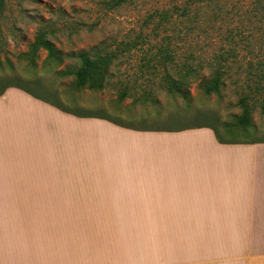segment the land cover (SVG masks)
I'll return each instance as SVG.
<instances>
[{
	"label": "rangeland",
	"instance_id": "rangeland-1",
	"mask_svg": "<svg viewBox=\"0 0 264 264\" xmlns=\"http://www.w3.org/2000/svg\"><path fill=\"white\" fill-rule=\"evenodd\" d=\"M104 1L6 0L0 13V91L10 84L25 85L75 111L87 110L143 129L179 128L205 122L221 130L220 123L234 122L235 116L242 113L240 99L249 98L255 90L251 72L258 64L264 68V8L257 0H220L222 10L193 7L195 11L199 8V12L190 15L193 21L182 22L185 19L176 16L170 23H161L159 13L172 11L186 0H137L116 10L106 9ZM39 29L52 31L49 39L68 54L62 64L45 65V50L39 51L35 66L29 61L26 53ZM101 45L115 52L103 90H76L71 85L73 77L56 73L79 65L76 58L69 56L71 53L94 54L93 49H100ZM164 52L172 53L174 60L167 63ZM187 57L198 68L199 78L190 81L185 88L188 93H170L163 79L165 75L176 77L183 72ZM219 61L225 64L224 85L219 93L206 94L201 79H210ZM249 102L253 108L252 125L244 133H235V138H225L264 140V93L255 94ZM77 118L81 122L74 126L84 128V165L107 167L109 125L103 123L106 120ZM57 122L63 123L64 129L73 126L69 119L61 118L51 127L59 128ZM221 133L225 136L223 130ZM54 141L48 149L54 156L60 157L70 149L61 146L56 137ZM50 163L53 164L45 161ZM123 196L111 192L107 175L82 178L72 184H4L0 185V224H79L117 230L127 242L118 243L116 253L106 260L110 264H140V248L147 234L137 232V226L207 224L211 219L125 215L128 208L137 213L148 211L119 198ZM62 210L79 215L34 216L61 215ZM180 239H243L249 244L262 238L260 234L197 233L180 234Z\"/></svg>",
	"mask_w": 264,
	"mask_h": 264
},
{
	"label": "crops",
	"instance_id": "crops-1",
	"mask_svg": "<svg viewBox=\"0 0 264 264\" xmlns=\"http://www.w3.org/2000/svg\"><path fill=\"white\" fill-rule=\"evenodd\" d=\"M56 118L73 126L64 129L57 122L59 128H53ZM78 122L19 88H8L0 96V185L72 184L107 175L111 192L148 211L128 208L125 215L211 218L207 224L137 226L147 234L140 264H264V140L220 143L208 127L178 131L103 121L109 125L108 166L92 168L84 165V128L75 127ZM55 137L70 148L60 157L48 150ZM66 212L34 216L79 215ZM197 233L260 234L262 239L249 244L180 239ZM125 238L101 226L0 224V264H110L106 258Z\"/></svg>",
	"mask_w": 264,
	"mask_h": 264
},
{
	"label": "trees",
	"instance_id": "trees-1",
	"mask_svg": "<svg viewBox=\"0 0 264 264\" xmlns=\"http://www.w3.org/2000/svg\"><path fill=\"white\" fill-rule=\"evenodd\" d=\"M6 0H0V13L3 11L4 5ZM137 0H105L104 6L108 10H116L119 8H122L130 3H133ZM259 4L264 8V0H257ZM199 6H208L212 7L216 10H222L223 5L221 4L220 0H186L183 5H175L172 11H161L159 13L161 18V23H170L172 21V18H175L176 16L182 17L185 20L182 22H186L187 20L193 21L194 17L191 19V13L199 12V8L195 11L193 10V7H199ZM199 14V13H198ZM195 14V15H198ZM217 15H219V12H217ZM264 15V14H263ZM174 29V28H172ZM52 31H49L47 29H39L34 42H32L29 46V51L26 53V56L29 57V61L33 66H35V61L38 58V53L40 50L47 51V56L44 60L45 65H48L51 62H56L57 64H62L63 59L68 56L65 55L60 49H57L55 44L49 39L48 35L51 34ZM102 46V45H101ZM170 49V48H167ZM93 50L96 51V53L88 54L87 52H79V53H71L69 56L76 58L79 61V65H76L74 69L67 68L65 70H57L56 73L63 76H70L73 77V83L71 84L74 89L76 90H91V91H101L105 88L108 82V71H109V65L112 62V60L115 57V52L107 50L105 47L102 46V48H94ZM167 61V63L171 60H174V56L170 52H164V57ZM220 58H223L224 60L227 59V57L221 56ZM191 57H187L186 61L183 65V72H178L176 74V77L165 75L164 77V83L166 84V88L170 93H178L180 95H184L188 93V90L185 88L188 87L189 83L193 79L199 78L198 68L192 66L190 63ZM252 67L254 66L251 64ZM218 68L214 69L212 72V77L210 79H201V83L204 89V92L206 94H212V93H219L222 86L224 85V75H225V69L224 63H221V61L218 62ZM256 69L251 72V79L254 81L255 90L254 93L250 95L249 98H241L239 101V105L242 108V113L238 116H235L234 122H228V123H220L222 125L223 129L219 130L216 127L211 126L209 123L203 122L199 125H190V126H184L179 128H172L177 129L178 131L186 130V129H192V128H202V127H208L211 128L215 136L220 143H234L239 142L233 140L237 134L238 131L240 132H246L248 128L252 125V106L249 100L255 99V94L264 93V68L262 64L255 65L254 68ZM35 86L38 89H42L45 91L44 88L41 87V85L37 82H34ZM9 87H16L19 88L28 94L32 95L33 97L50 104L51 106L56 107L57 109L61 110L64 113L71 114L73 116L79 117V118H97L106 120L108 122L118 124V122L112 120L111 118L88 112L87 110H78L75 111L74 109H70L67 106H64L62 103L57 101H52L48 99V97L44 96L42 92L36 90H33L32 88H29L25 85L20 84H10L4 87L0 91V96L5 92V90ZM264 109V104H263ZM171 129V128H167ZM224 131L225 136L221 133V131ZM227 135H231L234 138H225Z\"/></svg>",
	"mask_w": 264,
	"mask_h": 264
}]
</instances>
